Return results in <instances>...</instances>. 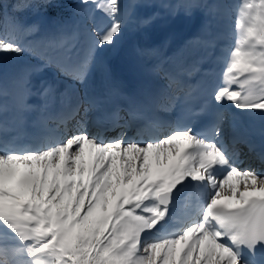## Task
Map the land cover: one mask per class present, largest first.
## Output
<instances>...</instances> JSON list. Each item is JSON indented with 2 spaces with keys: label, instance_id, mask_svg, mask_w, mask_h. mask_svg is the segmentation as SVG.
I'll list each match as a JSON object with an SVG mask.
<instances>
[{
  "label": "snow or ice",
  "instance_id": "6c2138e0",
  "mask_svg": "<svg viewBox=\"0 0 264 264\" xmlns=\"http://www.w3.org/2000/svg\"><path fill=\"white\" fill-rule=\"evenodd\" d=\"M203 7L211 14L214 5ZM105 11L107 24L92 29L93 53L113 46L123 28L118 0ZM237 27L241 36L227 76L241 91L222 86L213 99L264 110V0H245ZM0 50L24 51L5 39ZM90 63L91 57L76 64L44 59L16 83H25L27 73L67 75L70 67L83 82ZM189 181L209 188L199 218L174 234L146 239ZM0 227L15 245L12 258L0 264H264V173L240 169L215 137L191 127L145 144L123 137L103 142L81 131L44 150L0 152Z\"/></svg>",
  "mask_w": 264,
  "mask_h": 264
},
{
  "label": "bare ground",
  "instance_id": "6f19581e",
  "mask_svg": "<svg viewBox=\"0 0 264 264\" xmlns=\"http://www.w3.org/2000/svg\"><path fill=\"white\" fill-rule=\"evenodd\" d=\"M213 1L214 0H207L206 2L197 1L195 3H190L189 0H129L128 5L124 4L118 13L119 17L123 21V28L121 33L117 36L113 46L106 47L103 51L93 53L90 51L91 37L89 42L84 43L79 47L76 44L75 50L72 54H69L66 61L69 64H76L86 57H91V63L89 64L87 74L84 77L83 82L78 85L79 88L90 92L93 89L102 88L105 85L107 86L108 82H110L109 79L111 77L110 73L112 70H117L119 65L128 62L130 56H132L131 58L133 59V62H136L139 72L146 76L147 73L153 71L150 65L155 64V62L150 60L142 61V55L144 54L146 56L156 53L157 51H161V47L165 42L170 39L173 40L177 37L176 35L179 32L184 30V27H188L192 16L196 13H200L202 15L203 23L194 31L196 34L203 37L204 41L197 39L193 43H195L197 48L204 45L208 51L210 49L217 50V47L213 45L214 43H212V41L215 42L217 37L221 35L219 27L222 26L224 30H227L230 28V22L226 20L225 13H223L221 6L220 8L222 9V13L218 15L217 19H215V16H210L207 9L204 8L203 5L209 3L213 5ZM149 18H151V20L150 22H147ZM106 24L107 21L101 18L99 19V26L103 28ZM68 26L73 31L77 29L74 22H70ZM95 29L99 28L97 27ZM73 46L74 45H72V47ZM163 55L164 54L161 53L158 58H161ZM209 56L211 58L210 67L212 66V71L214 72L213 81H215L218 75L219 78L221 77V73L218 70L221 62L215 60L214 54H210ZM13 58L14 57L11 56V54H8L0 59V90H3L7 86L6 84L13 79V68L9 65L10 59ZM40 63H21L22 65L20 68L28 70ZM55 77V74L51 71L42 74L27 73L26 82L22 83L23 86L25 85L23 88H26L28 81L31 79H37L39 81L47 82L48 84H53L58 80V78ZM221 82L222 86L230 88L231 83L228 82V76L225 74L223 75ZM63 86L64 85H61V87ZM68 89L69 87L66 88V90ZM95 92L96 91H94V94ZM22 95L23 93L21 92L17 95L9 94V96L6 97L11 100L10 103H12L14 100L18 101ZM253 111L254 116L258 118V120H255L256 129H259V133L263 135L264 112L262 110ZM19 117L20 116L15 109L8 113L6 120H9V122L12 123H18ZM78 125L79 123L75 125L71 131L78 129ZM87 132L91 134V132ZM74 134H77V132ZM74 134L69 135L68 138ZM163 137L164 136L158 138ZM115 138L116 135H111V137L104 140L97 137L98 140L103 142H109ZM126 141L130 142L131 139H126ZM150 236H152V234L149 232L145 234V237L148 240L153 239Z\"/></svg>",
  "mask_w": 264,
  "mask_h": 264
},
{
  "label": "rangeland",
  "instance_id": "374dc122",
  "mask_svg": "<svg viewBox=\"0 0 264 264\" xmlns=\"http://www.w3.org/2000/svg\"><path fill=\"white\" fill-rule=\"evenodd\" d=\"M95 3H99L100 5H102V9L105 11L106 6L110 3V0H94ZM125 0H118V7L119 10L121 9V7L125 5H128V2H125ZM197 2V1H196ZM245 0H235L234 2L232 1H228L227 6L231 7L234 9V11H239L242 9L243 4H244ZM78 4H81L79 6V8H77L75 10L76 15L74 16H70L71 14L69 13V11L74 10V8L76 7V4L74 2V4L71 3L70 0H42L36 7V11H38V17L42 18H46L48 16L49 17H54L56 19H60L62 18L63 15L69 16V17H64V19L62 20V22L58 23L60 25H64V28L66 29L67 32H70L71 29L68 28V22H78V23H82L84 22V19L82 18L83 15L87 16V12H88V5H86L83 0H78V2H76ZM84 4L86 6H84ZM123 5V6H122ZM106 12V11H105ZM43 15V16H40ZM106 15H110V13L106 12ZM235 16L236 14H233V18L232 21L235 20ZM240 18H238L239 20ZM88 26V23H87ZM86 26V27H87ZM24 27V25H23ZM22 27V28H23ZM17 27L14 26H6L5 29H1L0 30V39H5L8 40L11 39L12 41L17 40L18 38V34L17 32L14 33V29H16ZM238 30H241L240 28L237 27ZM3 30V31H2ZM13 31L14 35L11 33ZM5 32V33H3ZM236 47V45H234V47L231 48L230 51V57H231V52L234 50V48ZM8 54H12L13 56H23V53H15V52H11V51H3L0 50V58H3L4 56L8 55ZM230 63V62H229ZM229 64L225 65L226 68V72H227V68H228ZM8 232V231H6ZM8 235V233H7Z\"/></svg>",
  "mask_w": 264,
  "mask_h": 264
},
{
  "label": "trees",
  "instance_id": "16d2710c",
  "mask_svg": "<svg viewBox=\"0 0 264 264\" xmlns=\"http://www.w3.org/2000/svg\"><path fill=\"white\" fill-rule=\"evenodd\" d=\"M31 1L32 0H0V27L10 20L8 18L20 20L29 17L34 11L29 9L30 6L28 4Z\"/></svg>",
  "mask_w": 264,
  "mask_h": 264
},
{
  "label": "water",
  "instance_id": "95a60500",
  "mask_svg": "<svg viewBox=\"0 0 264 264\" xmlns=\"http://www.w3.org/2000/svg\"><path fill=\"white\" fill-rule=\"evenodd\" d=\"M200 16L198 14H196V16L194 17L192 24H191V28H196V26H198L200 24Z\"/></svg>",
  "mask_w": 264,
  "mask_h": 264
}]
</instances>
